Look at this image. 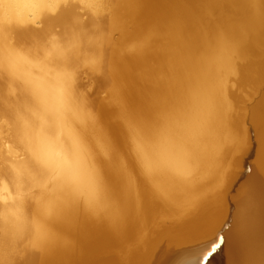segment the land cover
<instances>
[{
	"label": "bare ground",
	"instance_id": "1",
	"mask_svg": "<svg viewBox=\"0 0 264 264\" xmlns=\"http://www.w3.org/2000/svg\"><path fill=\"white\" fill-rule=\"evenodd\" d=\"M0 242L264 264V0H0Z\"/></svg>",
	"mask_w": 264,
	"mask_h": 264
},
{
	"label": "clouds",
	"instance_id": "2",
	"mask_svg": "<svg viewBox=\"0 0 264 264\" xmlns=\"http://www.w3.org/2000/svg\"><path fill=\"white\" fill-rule=\"evenodd\" d=\"M33 239L38 246H44L50 243V239L48 237H41L34 235ZM0 248H2V242H0Z\"/></svg>",
	"mask_w": 264,
	"mask_h": 264
},
{
	"label": "water",
	"instance_id": "3",
	"mask_svg": "<svg viewBox=\"0 0 264 264\" xmlns=\"http://www.w3.org/2000/svg\"><path fill=\"white\" fill-rule=\"evenodd\" d=\"M208 258H209V256H208Z\"/></svg>",
	"mask_w": 264,
	"mask_h": 264
}]
</instances>
